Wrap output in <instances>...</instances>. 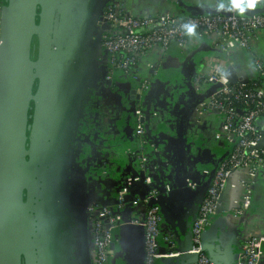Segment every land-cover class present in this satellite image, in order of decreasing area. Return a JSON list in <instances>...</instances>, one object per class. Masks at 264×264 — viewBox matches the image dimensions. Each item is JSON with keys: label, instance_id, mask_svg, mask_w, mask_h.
<instances>
[{"label": "water", "instance_id": "water-1", "mask_svg": "<svg viewBox=\"0 0 264 264\" xmlns=\"http://www.w3.org/2000/svg\"><path fill=\"white\" fill-rule=\"evenodd\" d=\"M110 1L3 0L0 7V264H72L73 254L80 252L83 264H91L90 201H84L83 207H75L74 201L67 204L70 199L65 202L62 193L66 192L68 184L59 189V186L49 183L45 185L40 207L34 214L29 212L28 199L39 163L45 168L49 163L50 156L43 147L44 136L51 132L59 138L62 153V146L69 143L70 127L74 124L67 123V120L77 92V78L85 65L92 61L93 56L102 54L107 73V55L101 48L100 40L108 23L101 22V15ZM177 4L183 8L180 2ZM182 11L183 14L194 15L224 12V9L185 5ZM239 13H264V6L240 9ZM33 50L35 56L32 59ZM234 68L236 66L232 64L224 71L229 85L236 80L248 79L247 73L238 75ZM233 71L236 75L232 74ZM218 86L212 85L197 99L191 83L181 119L187 118L190 110ZM223 156L213 162L208 173L199 179L195 188L198 190L195 207L182 225L165 212L158 195L148 201L147 205L159 207L162 223L168 226L166 233L171 235L175 244L173 249L181 252L179 257L168 259L167 264L173 260H177L178 264H192L194 261V255L183 252L190 245L191 224ZM62 164L59 175L65 181ZM184 185L187 186L186 183ZM164 186L156 189L166 191ZM150 188L148 185L146 191ZM65 212L67 215H62ZM121 220L129 221L123 217ZM206 232L202 234V246L215 264L214 255L204 245ZM73 235H77L74 238L76 245L72 241ZM229 241L234 246V251L231 244L228 247L234 262L236 236ZM65 242H69V246ZM217 244L221 245L220 237Z\"/></svg>", "mask_w": 264, "mask_h": 264}, {"label": "crops", "instance_id": "crops-1", "mask_svg": "<svg viewBox=\"0 0 264 264\" xmlns=\"http://www.w3.org/2000/svg\"><path fill=\"white\" fill-rule=\"evenodd\" d=\"M114 1L120 2L132 13L167 11L180 15L184 13L182 10L185 5L223 10L225 8L217 9L216 5L226 4L227 0ZM176 1L183 8H179ZM2 3L3 0H0V7ZM220 56L222 54L211 37L193 35L182 48L173 45L162 55L152 53L144 57L137 69L140 75H144L147 62L158 64L153 88L143 99L146 113V174L150 175L151 188H162L165 184L171 186L170 189L159 192L158 197L165 212L180 225L190 217L198 195L197 189L186 188L185 179H199L206 175L218 152V144L214 139L218 128L215 112L209 110L200 114L192 108L188 117L181 119L183 103L187 101L193 77L206 71L208 64ZM254 56L264 59V31L253 40L249 50L233 52V64L236 66L234 71L238 75L244 72L248 76L253 75L250 63ZM234 71L232 74L236 75ZM105 73L106 67L101 54L93 56L77 78V92L75 91L67 120V123L74 125L70 127L69 143L62 146L67 155L62 165L73 160L74 169L83 173L78 178L81 179L82 192L80 189H73L70 202L74 201L75 207H83L82 200L90 201L96 213L101 204L116 208L117 192L125 189L126 203L119 209L122 217L125 220L140 218L143 206L134 207L130 201L131 197L144 196L148 189V184L141 181L145 172L139 169L134 155L135 119L133 120L131 103L135 83L122 76L106 80ZM61 170L64 172L63 167ZM250 212L254 224H242V228L220 215L214 218L203 238L206 250L215 257V264H235L228 249L231 244L234 251L230 238L244 232L246 228L257 230L262 225L264 179H259L255 184ZM161 230L165 233L168 226L161 223ZM219 237L221 245L217 244ZM160 250L168 251L170 245L162 241ZM80 256L81 252L73 254L72 264H83ZM142 256V228L132 224L122 225L117 231L109 264H143ZM167 260L162 259L160 264H167ZM90 263L92 264L91 259ZM170 263L178 264V261Z\"/></svg>", "mask_w": 264, "mask_h": 264}, {"label": "built area", "instance_id": "built-area-1", "mask_svg": "<svg viewBox=\"0 0 264 264\" xmlns=\"http://www.w3.org/2000/svg\"><path fill=\"white\" fill-rule=\"evenodd\" d=\"M230 4L231 0H227L225 5ZM261 6H264V0H255V7ZM239 11L240 8L226 7L224 12L211 14L132 13L120 2L111 0L104 6L101 15V22L108 23L100 40L101 48L107 55L105 79L111 81L122 76L136 84L132 110L135 118L133 134L136 137L134 155L139 169L145 172L143 182L148 185L151 178L146 174L143 99L153 88L158 64L147 62L146 74L140 75L137 69L141 59L152 53L162 55L173 45L184 47L190 38L184 24H195V35L211 37L222 54L208 64L206 71L197 73L191 80L197 99L212 85H219L199 101L194 110L200 114L211 110L218 115L219 125L214 133L218 152L214 162L224 155L191 224L190 245L183 253L195 256L192 264H213L202 246V234L216 216L236 222L241 228L242 224L254 222L250 212L254 187L259 179H264V59L252 58L250 70L253 75H249L246 81L236 80L229 85L224 75L225 69L233 64V52L249 50L253 40L264 31V13L242 15ZM199 179H186L185 183L190 189H195ZM164 189L168 190L169 185H165ZM125 193V189L119 190L116 208L101 204L94 213V207H89L93 264H109L116 229L125 224L142 228L144 264H160L162 259L179 257L181 252L173 249L175 244L171 235L161 230L159 207L147 205L150 199L156 198L158 189L150 188L143 198L133 197L132 206H143V215L129 221H122L119 211L124 205ZM258 227L257 230L246 228L244 232L237 233L235 264H264V219ZM162 241L170 245V250H160Z\"/></svg>", "mask_w": 264, "mask_h": 264}, {"label": "rangeland", "instance_id": "rangeland-1", "mask_svg": "<svg viewBox=\"0 0 264 264\" xmlns=\"http://www.w3.org/2000/svg\"><path fill=\"white\" fill-rule=\"evenodd\" d=\"M58 141H60V139L53 136L51 132L47 133L43 138V147L46 150L47 156H50V159H48L49 163L46 164V168L44 166L41 167L40 165L42 164L39 163L37 174L34 181H32V186L29 188L30 195L28 199V209L32 214L36 213L40 207V196H44L46 183L54 184L56 185L55 187L59 186V189L62 186L61 180L63 181V177L59 175V171L66 154L64 151L62 153L59 149L61 142ZM72 163L73 160H71L70 164L72 165ZM116 230L119 231V229Z\"/></svg>", "mask_w": 264, "mask_h": 264}, {"label": "flooded vegetation", "instance_id": "flooded-vegetation-1", "mask_svg": "<svg viewBox=\"0 0 264 264\" xmlns=\"http://www.w3.org/2000/svg\"><path fill=\"white\" fill-rule=\"evenodd\" d=\"M72 22V21H71ZM33 41H34V38H33ZM136 85V84H135ZM133 100H134V97H133V99H132V103H131V107H132V110H133ZM83 109H84V107H83ZM132 114H133V111H132ZM216 117H217V121H218V125H219V118H218V115H216ZM135 118H134V116H133V120H134ZM63 171H64V175L66 176L65 177V181H61V185L63 186V188H64V185L65 184H68V188H69V192H67V189L68 188H66L65 187V191L66 192H64V190H63V192L64 193H62V199H65L64 201L65 202H67L69 199H71L70 198V193H71V191L73 190V189H75V188H77V190L78 189H80V192H82V188H81V179L79 180L78 178H79V176L80 175H82V174H80L81 172L80 171H78V170H75L74 169V167L69 163V164H65L64 166H63ZM81 178V177H80ZM61 186V187H62ZM81 195V194H80ZM83 202H84V200H82V204H83ZM67 204H70V200H69V202L67 203ZM70 207V206H69ZM88 211H89V207H88ZM66 213V212H65ZM65 213H62V215H67V213L65 214ZM74 238H77V235H73V239H72V241H73V243L76 245V242H75V240H74ZM81 238V240L83 239V237L81 236L80 237ZM66 243V245H68L69 246V242H65ZM73 245V244H72ZM69 257H71L70 256V254H67Z\"/></svg>", "mask_w": 264, "mask_h": 264}, {"label": "clouds", "instance_id": "clouds-1", "mask_svg": "<svg viewBox=\"0 0 264 264\" xmlns=\"http://www.w3.org/2000/svg\"><path fill=\"white\" fill-rule=\"evenodd\" d=\"M217 9L219 8H240V9H250L255 7V0H231L230 5H225L224 3L217 4L216 5ZM185 32L189 36L195 35V29L196 25L195 24H184L183 25Z\"/></svg>", "mask_w": 264, "mask_h": 264}, {"label": "trees", "instance_id": "trees-1", "mask_svg": "<svg viewBox=\"0 0 264 264\" xmlns=\"http://www.w3.org/2000/svg\"><path fill=\"white\" fill-rule=\"evenodd\" d=\"M34 56H35V51L33 50V51H32V56H31V57H32V59L34 58ZM256 80H257L258 82H260V79H259V77H256ZM30 112H31V111H30Z\"/></svg>", "mask_w": 264, "mask_h": 264}]
</instances>
